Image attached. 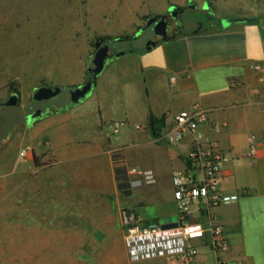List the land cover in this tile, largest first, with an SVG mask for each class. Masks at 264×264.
<instances>
[{
	"label": "crops",
	"instance_id": "obj_1",
	"mask_svg": "<svg viewBox=\"0 0 264 264\" xmlns=\"http://www.w3.org/2000/svg\"><path fill=\"white\" fill-rule=\"evenodd\" d=\"M224 8L225 15L212 16L251 22L115 59L85 101L21 129L18 140L0 149V219L11 204L17 226L29 219L38 243L66 245L71 258L164 264L127 259L123 212L140 225L173 217V172L193 144L213 145L237 157L224 166L219 190L238 200L210 210L226 249L213 253L197 242L195 264H264V2L230 0ZM194 106L206 116L192 134L171 147L155 140L150 114L163 121V133L177 113ZM250 135L254 161L246 157ZM117 155L149 171L153 182L128 175L126 194L115 172ZM208 221L205 215L190 217L203 226Z\"/></svg>",
	"mask_w": 264,
	"mask_h": 264
},
{
	"label": "rangeland",
	"instance_id": "obj_2",
	"mask_svg": "<svg viewBox=\"0 0 264 264\" xmlns=\"http://www.w3.org/2000/svg\"><path fill=\"white\" fill-rule=\"evenodd\" d=\"M187 1L194 2L197 11L207 6L211 15H225L224 4L230 0H0V102L13 94L18 97L16 106L0 107V149L12 145L21 129L47 112L70 105L69 90L89 78L95 40L108 38L109 44L115 39L111 47L117 53L139 54L152 36L148 28L134 37L145 19L166 13L170 4L186 6ZM191 27L187 24L186 30ZM40 86H59L61 91L37 102L31 96ZM37 109L43 114L29 125L26 116ZM115 161L124 192L130 193L126 172L135 164L122 155ZM11 209L7 204L5 219H0V264H94L90 257L71 258L66 245L38 243L29 219L17 226Z\"/></svg>",
	"mask_w": 264,
	"mask_h": 264
},
{
	"label": "built area",
	"instance_id": "obj_3",
	"mask_svg": "<svg viewBox=\"0 0 264 264\" xmlns=\"http://www.w3.org/2000/svg\"><path fill=\"white\" fill-rule=\"evenodd\" d=\"M259 70L258 65H253ZM206 112L200 106L183 110L173 118L170 129L163 131L158 142L175 146L186 135L192 134L205 120ZM246 157L255 159V136L250 135ZM24 155V152H20ZM237 157L214 149L213 145L202 148L195 143L182 159V168L171 177L172 196L176 206L175 226L162 228L159 222L140 225L131 222L123 212V245L127 259L132 263L159 260L164 264H195L198 256L197 242H204L213 253H222L226 245L220 225L212 224L210 210L238 200L236 194H224L219 190L224 166ZM127 175H137L147 183L153 178L149 171L136 167L127 169ZM193 213L205 215L206 226L190 222ZM209 216V217H208Z\"/></svg>",
	"mask_w": 264,
	"mask_h": 264
},
{
	"label": "water",
	"instance_id": "obj_4",
	"mask_svg": "<svg viewBox=\"0 0 264 264\" xmlns=\"http://www.w3.org/2000/svg\"><path fill=\"white\" fill-rule=\"evenodd\" d=\"M195 8L196 4L192 1L189 2ZM189 6V5H188ZM206 7V6H205ZM184 7L171 4L167 8V12L171 16H175L176 13H182L184 11ZM165 15L157 14L151 17H147L145 19V25L140 27L135 36L140 35L147 27H151V31L154 35L161 37V42L167 40L166 27L167 23L164 21ZM251 22L249 19H240V18H223L218 20L217 26L220 28H226L234 23H249ZM133 37V38H134ZM156 46L155 42H147L145 44V48L141 51L149 52L152 48ZM128 54L134 53V51L126 52ZM126 53H117L113 52L109 54V47L107 44H102V40L97 39L93 42V54L91 59V67L87 69L89 73V78L81 85L69 90V98L70 104L79 105L84 100L90 97L92 91L95 86V82L97 78L103 73V71L108 67V65L112 62L113 59H117ZM61 91L59 86L51 87V86H40L38 87L31 96V99L37 102L47 101L55 96H57ZM18 103V97L13 94L5 101L0 102V107H12L16 106ZM41 116V110L37 109L33 113L28 114L26 116V122L31 125ZM175 217H163L159 219V224H161L162 228L174 227L175 226Z\"/></svg>",
	"mask_w": 264,
	"mask_h": 264
},
{
	"label": "flooded vegetation",
	"instance_id": "obj_5",
	"mask_svg": "<svg viewBox=\"0 0 264 264\" xmlns=\"http://www.w3.org/2000/svg\"><path fill=\"white\" fill-rule=\"evenodd\" d=\"M190 1H187L186 6H184V11L182 13H176L175 16H171L168 12L162 14L165 15L164 21L167 23L166 27V35L167 37H172L178 33L186 32V25L190 24L192 27L190 28L192 31H198L201 29H204L207 27V25L212 21L210 20L209 11L208 10H202L197 11V8H188L193 7L190 3ZM189 5V6H188ZM206 9L208 7L206 6ZM190 11L189 16H184L185 13ZM189 20V21H188ZM150 29L151 27H147L146 29ZM145 29V30H146ZM152 36L151 38L147 39V42H155L158 43L161 40L160 36H156L151 31ZM112 42L107 44L104 40H102V44H107L109 47V54L116 52V48L113 49L111 47ZM146 44V43H145ZM145 44L143 45V49L145 48ZM43 114V111H41V115Z\"/></svg>",
	"mask_w": 264,
	"mask_h": 264
},
{
	"label": "trees",
	"instance_id": "obj_6",
	"mask_svg": "<svg viewBox=\"0 0 264 264\" xmlns=\"http://www.w3.org/2000/svg\"><path fill=\"white\" fill-rule=\"evenodd\" d=\"M209 16H210V20H212L206 28L204 29H201V30H198V31H186V32H181V33H178L172 37H168L166 41L164 42H158L156 43V46L158 44H161V43H168V42H171L173 41L174 39L178 38V37H182V36H189V35H193V34H200V33H204V32H207V31H210V30H215V29H218L220 27L217 26V23H218V20L215 19L211 13H209ZM100 40H108V38H100ZM112 42H116L115 39L112 40ZM152 50V49H151ZM144 51H141V53H143ZM74 105L70 104L68 106H65L61 109H56V110H53V111H50V112H47L45 115H54V114H57V113H60V112H64L66 110H69L70 108H72ZM148 126H149V129L151 131V134L153 137L157 138L160 136L161 134V130L162 128L164 127V124H163V121L161 119H157L155 118L152 114L149 115V118H148ZM34 163L35 165H38V162L36 161V159H34ZM115 172H116V176L117 178H119V185L120 186H123L124 181H122L120 179V171L118 169H115Z\"/></svg>",
	"mask_w": 264,
	"mask_h": 264
}]
</instances>
